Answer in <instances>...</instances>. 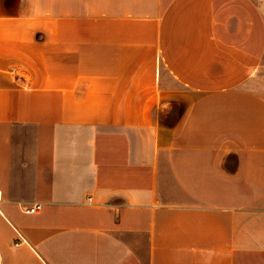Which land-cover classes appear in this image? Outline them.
Returning <instances> with one entry per match:
<instances>
[{"label": "crops", "instance_id": "1", "mask_svg": "<svg viewBox=\"0 0 264 264\" xmlns=\"http://www.w3.org/2000/svg\"><path fill=\"white\" fill-rule=\"evenodd\" d=\"M0 264H264V0H0Z\"/></svg>", "mask_w": 264, "mask_h": 264}, {"label": "built area", "instance_id": "2", "mask_svg": "<svg viewBox=\"0 0 264 264\" xmlns=\"http://www.w3.org/2000/svg\"><path fill=\"white\" fill-rule=\"evenodd\" d=\"M41 208H42V205L39 204V205H36V206L28 209L27 212L31 213V214H35V213L39 212ZM16 245H18V243Z\"/></svg>", "mask_w": 264, "mask_h": 264}]
</instances>
